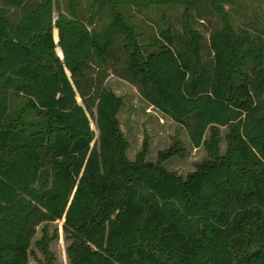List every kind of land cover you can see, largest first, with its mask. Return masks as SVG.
Returning <instances> with one entry per match:
<instances>
[{
  "label": "trees",
  "instance_id": "trees-1",
  "mask_svg": "<svg viewBox=\"0 0 264 264\" xmlns=\"http://www.w3.org/2000/svg\"><path fill=\"white\" fill-rule=\"evenodd\" d=\"M199 1L88 0L83 15L79 0H0V264H30L39 224L38 262L54 264L56 219L70 264H264V33L210 0L223 23L204 58ZM160 5L185 7L182 29L143 43L126 9ZM117 43L143 96L206 148L186 176L164 164L186 156L180 138L128 157L123 99L103 84Z\"/></svg>",
  "mask_w": 264,
  "mask_h": 264
},
{
  "label": "rangeland",
  "instance_id": "rangeland-1",
  "mask_svg": "<svg viewBox=\"0 0 264 264\" xmlns=\"http://www.w3.org/2000/svg\"><path fill=\"white\" fill-rule=\"evenodd\" d=\"M83 15L89 12L88 0H79ZM63 5V4H62ZM203 16L198 17L197 8L193 10L191 20L194 26L204 35L202 39V51L204 58L208 55L209 35L212 30L220 27L223 23L221 17L211 8L210 0H200L198 3ZM197 6V7H198ZM232 12V21L237 28H249L253 31H263L264 33V0H234L233 5H226ZM61 7V6H60ZM62 8V7H61ZM13 7H10V11ZM61 10L57 5L54 6L53 15L57 16ZM63 10V9H62ZM127 14L130 15V22L135 24L139 31L143 33L142 42L147 43L150 35L158 34L160 29L171 24L175 29H182V16L185 10L183 5H160L155 6L146 13H139L135 8L129 7ZM17 11V10H15ZM104 15L96 20L97 25H101ZM168 22V24H167ZM54 38V28H53ZM58 40V39H57ZM54 38V41L57 42ZM118 42V41H117ZM58 46V45H56ZM55 51L62 58L61 54ZM60 47V46H59ZM126 54L117 43L113 54L108 57L111 66L107 68V73L103 78V84L111 88L123 99V105L118 111L117 116L120 127L128 142L127 154L130 159H135L138 152L142 151L144 144L148 147L147 158L156 161L159 152L168 148L176 138L182 139L188 149L186 156H172L164 161V164L179 175L186 176L188 172L195 169L196 163L207 155L205 147H194L191 144L189 133L186 127L173 117L163 112L157 106L151 104L142 94L139 86L132 80L131 75L126 69ZM96 72L93 74L98 77V63ZM80 100V98L78 97ZM91 126L97 134V129L90 118ZM227 128L222 127L221 150L227 149L226 132ZM63 219H56L48 223L49 232L57 230V236L51 241L50 248L54 252V264H70L66 246L69 240L65 237L62 228ZM41 236V224L37 226L35 235L32 238L29 249V263L39 264L38 260L43 259V255L34 241Z\"/></svg>",
  "mask_w": 264,
  "mask_h": 264
},
{
  "label": "water",
  "instance_id": "water-1",
  "mask_svg": "<svg viewBox=\"0 0 264 264\" xmlns=\"http://www.w3.org/2000/svg\"><path fill=\"white\" fill-rule=\"evenodd\" d=\"M60 56V55H59ZM62 57H63V55H62Z\"/></svg>",
  "mask_w": 264,
  "mask_h": 264
}]
</instances>
